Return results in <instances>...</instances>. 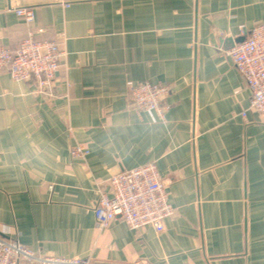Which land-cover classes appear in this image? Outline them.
Wrapping results in <instances>:
<instances>
[{"label": "crops", "instance_id": "0c3cea01", "mask_svg": "<svg viewBox=\"0 0 264 264\" xmlns=\"http://www.w3.org/2000/svg\"><path fill=\"white\" fill-rule=\"evenodd\" d=\"M261 22L264 0H0V45L32 30L64 51L51 94L0 70V236L91 264H264V123L225 52ZM144 80L169 84L164 119L132 106ZM149 161L163 230L99 228L98 188Z\"/></svg>", "mask_w": 264, "mask_h": 264}, {"label": "built area", "instance_id": "2783aa9c", "mask_svg": "<svg viewBox=\"0 0 264 264\" xmlns=\"http://www.w3.org/2000/svg\"><path fill=\"white\" fill-rule=\"evenodd\" d=\"M14 12L26 23L34 19L31 6H15ZM225 52L243 76L251 95L248 109L261 115L264 123V22L254 25L244 39L234 42ZM64 55L55 39H37L32 30L15 48L0 45V70H6L14 80H31L41 92L51 94L52 82ZM170 91L169 84L147 80L130 83L128 97L137 110H150L165 118L167 105L163 99ZM245 110L241 112L244 115ZM88 152L81 144L70 149L72 156L84 157ZM107 189L98 188L93 206L96 225L107 227L119 218L129 228L149 225L156 232L163 230L164 218L174 212L165 185L154 161L122 169L108 176ZM91 264L88 257H62L40 254L17 239L0 236V264ZM131 264H153L136 259Z\"/></svg>", "mask_w": 264, "mask_h": 264}, {"label": "water", "instance_id": "95a60500", "mask_svg": "<svg viewBox=\"0 0 264 264\" xmlns=\"http://www.w3.org/2000/svg\"><path fill=\"white\" fill-rule=\"evenodd\" d=\"M245 35H240L238 38L235 39L236 42H239L244 39Z\"/></svg>", "mask_w": 264, "mask_h": 264}]
</instances>
